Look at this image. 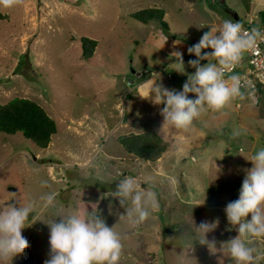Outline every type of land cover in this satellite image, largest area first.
I'll return each instance as SVG.
<instances>
[{
	"label": "rangeland",
	"instance_id": "1",
	"mask_svg": "<svg viewBox=\"0 0 264 264\" xmlns=\"http://www.w3.org/2000/svg\"><path fill=\"white\" fill-rule=\"evenodd\" d=\"M148 8L165 11L168 29L131 17ZM210 11L223 18L236 12L244 22L264 9L254 0H24L0 6V104L16 97L33 100L58 126L48 149L21 133H0V207L35 202L29 227L22 230L30 247L12 264H26L39 249L50 251L44 222L72 211L87 214L92 207L109 227L117 224L123 243L118 264H178L182 251L185 264H234L220 249L238 235L224 208L239 197L245 170L252 167L247 159L264 148V95L258 96L259 120L240 116L231 102L222 111L203 113L189 132L165 128L161 135L171 148L157 163L129 155L118 141L129 133L160 129L164 105L140 99L128 82L139 85L155 72L165 87L182 91L195 72L188 61L196 57L188 47L222 24ZM82 38L99 42L88 61L82 58ZM177 40L184 73L170 66L176 62L170 52ZM168 73L171 81H166ZM234 131L241 135L234 138ZM126 176L155 191L159 201V209L137 227L119 222L126 212L111 197ZM53 192V205L44 207L40 197ZM196 202L204 204L195 207ZM205 220L219 221L208 234L216 241L215 254L193 237L195 224ZM250 246L264 252V237Z\"/></svg>",
	"mask_w": 264,
	"mask_h": 264
},
{
	"label": "clouds",
	"instance_id": "2",
	"mask_svg": "<svg viewBox=\"0 0 264 264\" xmlns=\"http://www.w3.org/2000/svg\"><path fill=\"white\" fill-rule=\"evenodd\" d=\"M23 2L24 0H0V6L11 8ZM254 3L264 9V0H254ZM260 41H264V33L260 29L246 30L241 22L225 19L219 28H210L196 44L188 47V54L196 57L188 61L195 72L188 75L182 91L165 87L159 82L160 78L155 72L139 85L128 82V89L154 106L164 105L159 110L163 117L159 135L167 127L189 132L194 121L206 111H222L234 99L244 97L240 76L230 74L226 79V73L234 70L244 54L254 50ZM180 43L179 40L173 43L174 50L170 52V58H174L176 62L170 66L175 71L184 73L183 53L175 50ZM209 48L212 49L211 52L204 51ZM209 57L215 58L216 63L202 65L201 61H208ZM190 93L195 94V98H190ZM248 95L254 96V92ZM231 135L235 138L241 132L234 131ZM182 152V148L178 149L177 155ZM247 160L252 167L245 170L239 197L228 202L224 208L227 221L238 235L222 242L220 249L227 252L234 264H258L260 260H264V252L250 246L254 238L264 237V148H260ZM175 182L174 178L171 179L172 184ZM55 195L53 192L41 196L43 206L53 205ZM111 197L118 199L126 212L119 215V222L126 220L132 227L143 224L159 209L157 193L151 188L142 187L132 176L120 180L116 190L111 192ZM202 204L204 203L196 202L195 207ZM34 208V201L27 204L22 201L19 207L15 204L0 207V264H12L16 257L22 256L30 247L22 230L29 227L26 224ZM109 210L111 214V205ZM44 223L50 229V253L44 264H118L121 259L123 243L120 233L116 231L117 224L109 227L95 207L87 214L72 211L60 216L58 221L52 219ZM218 223V220H205L199 225L195 224L193 230L197 243L207 246L212 254H215L217 246L214 239H208V234L216 230ZM183 257L182 251L178 264H185Z\"/></svg>",
	"mask_w": 264,
	"mask_h": 264
},
{
	"label": "trees",
	"instance_id": "3",
	"mask_svg": "<svg viewBox=\"0 0 264 264\" xmlns=\"http://www.w3.org/2000/svg\"><path fill=\"white\" fill-rule=\"evenodd\" d=\"M165 15L162 9L148 8L133 13L131 17L143 24L158 21L168 29ZM98 44L96 40L82 38V58L85 61L94 57ZM261 93L263 91L259 95ZM0 133H21L37 147L48 149L58 133V126L43 106L33 100L16 97L6 104H0ZM118 141L126 153L148 163L159 162L171 148L170 142L154 129L144 133H129L119 137ZM236 199L238 197L232 198L233 201ZM49 253L46 248L39 249L27 256L26 264H44Z\"/></svg>",
	"mask_w": 264,
	"mask_h": 264
},
{
	"label": "built area",
	"instance_id": "4",
	"mask_svg": "<svg viewBox=\"0 0 264 264\" xmlns=\"http://www.w3.org/2000/svg\"><path fill=\"white\" fill-rule=\"evenodd\" d=\"M256 17L260 20V15ZM256 17L252 16L250 20L241 23L246 30L258 28L264 33V22H258ZM230 74L239 75L242 83L241 90L254 92L252 98L257 101L260 91H264V41L258 42L254 50L245 53L240 64L234 70L227 72L225 78ZM167 77L170 80L173 76L169 73Z\"/></svg>",
	"mask_w": 264,
	"mask_h": 264
},
{
	"label": "crops",
	"instance_id": "5",
	"mask_svg": "<svg viewBox=\"0 0 264 264\" xmlns=\"http://www.w3.org/2000/svg\"><path fill=\"white\" fill-rule=\"evenodd\" d=\"M219 12H221V10H219ZM261 12H264V11H260L259 13H261ZM210 13L211 14H213L215 17H217L218 18V21L220 22V23H223V21L225 20V19H230V20H232V21H234V20H240V15L239 14H237L236 12L235 13H233V18H223V17H220L219 16V13H215V11H210ZM234 19V20H233ZM241 21V20H240ZM243 21V20H242ZM222 25V24H221ZM213 28H215V27H213ZM205 52H211L212 51V49H205L204 50ZM192 56H194V55H192ZM207 62L205 61V64H206ZM211 63H216V60H215V58H212L211 59ZM169 74V73H168ZM167 74V75H168ZM171 74V73H170ZM173 76V75H172ZM172 79H173V77H172ZM172 79H168L169 81H171ZM167 80V76H166V81H168ZM132 83H133V80L131 81ZM170 84V83H169ZM133 85H135L134 83H133ZM242 91V90H241ZM245 95H244V97L241 99V98H236V99H234L232 102V105L234 106V108H235V110L238 112V114L240 115V116H242V117H246V118H248V119H250V120H259V119H261V117L263 116L262 115V110H261V107H260V103H259V99H258V101L257 102H255L254 100H252V98L248 95V93L247 92H245V91H242ZM264 95V92L263 93H261L260 95H259V97H262ZM258 97V98H259Z\"/></svg>",
	"mask_w": 264,
	"mask_h": 264
},
{
	"label": "water",
	"instance_id": "6",
	"mask_svg": "<svg viewBox=\"0 0 264 264\" xmlns=\"http://www.w3.org/2000/svg\"><path fill=\"white\" fill-rule=\"evenodd\" d=\"M260 16H261L262 21L264 22V12H261Z\"/></svg>",
	"mask_w": 264,
	"mask_h": 264
}]
</instances>
